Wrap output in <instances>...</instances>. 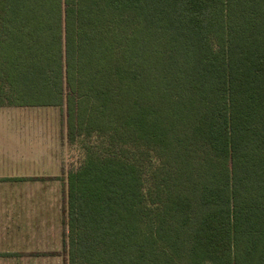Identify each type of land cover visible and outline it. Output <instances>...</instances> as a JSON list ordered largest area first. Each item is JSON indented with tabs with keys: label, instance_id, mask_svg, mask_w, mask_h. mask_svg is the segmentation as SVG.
<instances>
[{
	"label": "trees",
	"instance_id": "trees-1",
	"mask_svg": "<svg viewBox=\"0 0 264 264\" xmlns=\"http://www.w3.org/2000/svg\"><path fill=\"white\" fill-rule=\"evenodd\" d=\"M63 104L67 264H264V0H0V106Z\"/></svg>",
	"mask_w": 264,
	"mask_h": 264
},
{
	"label": "rangeland",
	"instance_id": "rangeland-1",
	"mask_svg": "<svg viewBox=\"0 0 264 264\" xmlns=\"http://www.w3.org/2000/svg\"><path fill=\"white\" fill-rule=\"evenodd\" d=\"M0 114L7 115L12 120H29V123H22L20 121L22 125L27 124L22 128L23 133L30 132L25 137L27 150L30 149L29 147L34 146L42 147L41 149L49 148L50 135L48 130H44V127L45 125L49 126L51 124L53 127L52 143L53 146L57 147L55 152V155L58 157L57 164H61L64 167L66 174L68 170L76 168L82 160L83 155L81 150L78 149L76 144H71L67 140L64 104L62 106H4V108L0 109ZM39 125L40 138L36 136L37 132H33ZM16 140L15 136H9V146L5 148L7 152L4 156L5 160L0 161V241L4 240V235L7 234L9 236L7 240L13 242V247L0 243L5 247L3 252L8 251L0 255L7 257L0 260V264H44V254H57L60 261L56 264H67L66 249H64V246L52 252L49 250L26 249L19 246L26 241L23 238L29 236L25 231L28 232L29 230L33 231L46 227L44 226L45 219L39 216L40 209L44 206L43 195L47 198L46 202L49 201L51 206L55 207L54 217L47 218L49 223L47 227H57V236H60L58 234L60 233V229L61 231L62 229H66L67 183L63 185L61 182L62 177L55 176L59 174L60 168L56 163L49 162L48 159L42 162L37 159V155L28 153L23 158L27 159L25 162H21L23 161L22 159L18 160L19 155L14 153L15 148L12 146L15 143L13 141ZM22 164L29 165L30 169L37 167L40 173H28V170H23ZM41 165H44V169L39 168ZM50 236L48 235V237ZM37 240L30 238L29 242H39ZM57 240L59 241L58 238ZM16 242L20 243L17 244ZM16 254L18 256L21 254L24 256L22 259L9 258V256Z\"/></svg>",
	"mask_w": 264,
	"mask_h": 264
},
{
	"label": "crops",
	"instance_id": "crops-1",
	"mask_svg": "<svg viewBox=\"0 0 264 264\" xmlns=\"http://www.w3.org/2000/svg\"><path fill=\"white\" fill-rule=\"evenodd\" d=\"M2 108H4V106H0ZM7 107V106H6ZM16 118V117H15ZM20 121L22 123L26 122L29 123V120H24V119H11L9 118L7 115H3L0 114V161H4L5 158L4 156L7 154V152L5 151V148L7 146H9V141L8 138L9 136H15V139H17L16 141H13V147L16 149H14V153H17V155H19L18 160L22 159L23 161L21 162H25L27 159H23L25 157L26 154L30 153V154H35L37 155V159L40 161H45V160H49V162L51 161L53 164H57L58 162V157L55 155L56 152V146H53V127L50 124L49 126L44 127V130H48L49 131V135H50V142H49V148H43L41 149L39 146H34V147H29L30 149L27 150L25 143H26V139L25 137H27V135L30 133H23V127L27 124H20ZM46 121V120H45ZM19 122V123H18ZM22 125V126H21ZM16 130V131H15ZM37 130V131H35ZM33 130V132H37L36 136H38V138H40V125L38 127H36V129ZM46 140V138H45ZM60 151V150H59ZM27 158V157H26ZM22 168L24 171L28 170V173L31 174H37L40 173V171H38L37 167H35L34 169H30L29 165H25L22 164ZM58 165V164H57ZM36 166V165H35ZM60 170H59V174L55 175V176H60L62 177L61 182L63 183V185H65V183H67L66 179V171H64V167L60 164L58 165ZM40 169H44V165H41L39 167ZM49 169V166H48ZM51 170H53L51 168ZM48 172V171H47ZM5 176V175H4ZM5 181H11V180H5ZM47 198L43 195V204L44 206L40 209L39 212V216L42 217L44 220V226L43 228L37 229V230H33V231H25L26 234H29V236L24 237L23 239L26 240L24 243H21V245H19L20 247H24L26 249H39V250H49V251H57L60 248L63 247V240H64V234L66 232V229H60V233H58L60 236H57V232H58V228L53 226V227H47L49 226V223L47 221L48 217H54V211H55V207L51 206V203L48 201L46 202ZM49 205V206H48ZM46 206V207H45ZM51 206V207H50ZM65 209V208H64ZM65 214V212H64ZM38 218V216H36ZM6 234V233H5ZM48 235H51L50 237H48ZM1 237V236H0ZM4 240H1L0 243H3L4 245H10V247H13V242L8 241L7 238L9 236L4 235ZM60 237V238H59ZM33 238V239H38L37 241L39 242H29V239ZM57 238L59 239V241L57 240ZM22 242V241H20ZM20 242H16L17 244ZM5 249L4 246H2V244H0V255L5 254L6 252H3V250ZM15 249V248H14ZM24 255H20L18 256L16 255H12L9 256L15 259H22ZM7 258L6 256H0V260H3ZM27 259V258H26ZM43 263L44 264H56L60 261L59 256L56 255H49V254H44L43 255Z\"/></svg>",
	"mask_w": 264,
	"mask_h": 264
}]
</instances>
